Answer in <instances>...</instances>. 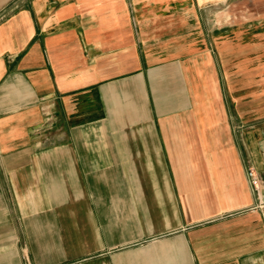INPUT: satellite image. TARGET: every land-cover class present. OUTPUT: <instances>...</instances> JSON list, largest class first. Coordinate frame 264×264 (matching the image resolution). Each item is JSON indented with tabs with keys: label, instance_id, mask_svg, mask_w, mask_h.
<instances>
[{
	"label": "crops",
	"instance_id": "1",
	"mask_svg": "<svg viewBox=\"0 0 264 264\" xmlns=\"http://www.w3.org/2000/svg\"><path fill=\"white\" fill-rule=\"evenodd\" d=\"M263 58L264 0H0V264H264Z\"/></svg>",
	"mask_w": 264,
	"mask_h": 264
},
{
	"label": "rangeland",
	"instance_id": "2",
	"mask_svg": "<svg viewBox=\"0 0 264 264\" xmlns=\"http://www.w3.org/2000/svg\"><path fill=\"white\" fill-rule=\"evenodd\" d=\"M225 15H223L222 19H221V32H222V38H226L225 40H227L228 38L230 39V37H234L235 35H239V43L240 44H245V41L248 40L250 41V35H247L246 33V28H245V23H242L240 26H237L235 30L234 26H230V21H229V17L227 11L223 12ZM226 16V17H225ZM244 20V19H243ZM216 27V20L214 19H206V29L210 30V33H212L213 28ZM249 28V27H248ZM246 39V40H245ZM259 54V53H258ZM246 56V53L244 51H236L235 54L233 52H230L228 50V47H226V50L221 52V57L216 56V58L220 59L221 58V72L222 75H229L231 73L233 74H237V77L235 78V82L232 84L228 83L227 80H225L224 83H222V88L224 93L227 96V101L230 103V99L228 96V93L230 94V88L233 89L234 92H236V101L238 103H241L242 105H244V90H245V84L244 82L241 80L240 75L243 74L244 72L240 71L241 66H239V64L241 62H239L238 60H244ZM249 57V56H248ZM254 58H257L258 60H261L260 57L257 55L253 56ZM250 58H252V55L250 56ZM264 59V58H263ZM237 61V63H236ZM235 62V64H234ZM239 66V67H236ZM234 79V77H233ZM224 80V79H223ZM230 105H232L230 103Z\"/></svg>",
	"mask_w": 264,
	"mask_h": 264
},
{
	"label": "built area",
	"instance_id": "3",
	"mask_svg": "<svg viewBox=\"0 0 264 264\" xmlns=\"http://www.w3.org/2000/svg\"><path fill=\"white\" fill-rule=\"evenodd\" d=\"M247 177L257 197V202L253 208L264 210V173H259L254 168L250 167L247 170ZM25 264L34 263L27 257Z\"/></svg>",
	"mask_w": 264,
	"mask_h": 264
}]
</instances>
